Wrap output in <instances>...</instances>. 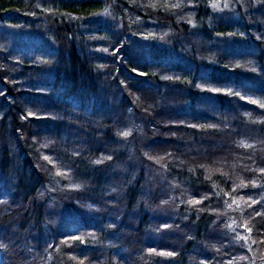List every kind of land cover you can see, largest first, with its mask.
<instances>
[{
	"label": "trees",
	"instance_id": "1",
	"mask_svg": "<svg viewBox=\"0 0 264 264\" xmlns=\"http://www.w3.org/2000/svg\"><path fill=\"white\" fill-rule=\"evenodd\" d=\"M39 1L0 0V264H264V0Z\"/></svg>",
	"mask_w": 264,
	"mask_h": 264
},
{
	"label": "rangeland",
	"instance_id": "2",
	"mask_svg": "<svg viewBox=\"0 0 264 264\" xmlns=\"http://www.w3.org/2000/svg\"><path fill=\"white\" fill-rule=\"evenodd\" d=\"M178 3H179V1H178ZM178 3H177V0L175 1V4H174V6L175 7H177V8H179V6H178ZM37 7L39 8V9H42V10H44V5H43V2H41V0L37 3ZM46 10V9H45ZM178 11V10H177ZM177 11H173V14L175 15V16H179V15H177ZM182 13H184L185 11L183 10V11H181ZM178 13H179V11H178ZM39 16H41V20L42 21H44V22H46L45 20H46V16L44 15V14H40ZM179 18V17H178ZM181 19L183 18V17H180ZM34 20H36V19H33L32 21H34ZM42 23V22H41ZM26 36H27V34L25 33L24 34V38H26ZM0 45H1V43H0ZM23 49V47H21V49L20 50H22ZM242 93L243 94H245L246 95V97L248 98V99H252V100H254V101H256V102H258V103H260V104H262L263 106H264V99L263 98H259V96L257 97L256 95H254V94H252L251 92H247V91H243L242 90ZM259 131H261V130H259ZM261 134V135H260ZM260 136H258L256 139H255V141H248L247 143H245L244 141L242 142V143H245L246 145H249V144H253V143H255V144H261L262 146H264V130H262L261 132H260ZM258 140V141H257ZM251 144V145H252ZM264 157V156H263ZM170 165H172V163H169V164H159V165H157V168L159 169V177H157L156 178V176H155V179L153 178V177H150V178H147V184H145L144 185V187L142 188L143 189V192L141 191L140 193H142L141 195H143V197H141L140 198V201H139V205L140 204H143V203H146L147 202V199L151 196V195H158V200L161 202L160 204H161V206L163 205H165V203H167L169 206L167 207L168 208V211L169 212H175V213H177L178 212V207H180L182 204H185L184 203V201L182 200V198H180V200L181 201H178V204L179 205H175V204H171V202L174 200V199H176V195H175V193H174V190L176 189V188H178L179 189V187H178V185L177 184H175L173 181H170V180H168L167 179V174H168V171H167V167L168 166H170ZM264 169V168H263ZM164 171H165V173H164ZM54 181V180H53ZM59 179L57 178V177H55V181L54 182H56V183H59ZM123 187V186H122ZM158 188V190H159V192L161 193V191H163L162 192V195H164V196H162L163 198H161L160 196H159V194L154 190V188ZM153 188V189H152ZM139 193V194H140ZM180 195V194H179ZM168 202H170V204L168 203ZM192 202V201H191ZM202 212H205V210H203L202 209ZM188 220H187V218H184V223H186ZM179 229V228H178ZM181 230V229H180ZM184 233V231H182L181 230V234H183ZM180 235V234H179ZM183 238L184 239H186V235H185V233H184V235H183ZM190 238L188 237L187 239H186V241L187 240H189ZM185 241V242H186ZM192 255L191 254H188L187 255V259L188 260H192Z\"/></svg>",
	"mask_w": 264,
	"mask_h": 264
},
{
	"label": "snow or ice",
	"instance_id": "3",
	"mask_svg": "<svg viewBox=\"0 0 264 264\" xmlns=\"http://www.w3.org/2000/svg\"><path fill=\"white\" fill-rule=\"evenodd\" d=\"M123 135H128V133L127 132H125V133H123ZM247 146V145H246ZM199 201H197V203H198ZM253 203H255V201H253ZM249 231H250V229H249ZM169 255H172V253H169Z\"/></svg>",
	"mask_w": 264,
	"mask_h": 264
}]
</instances>
